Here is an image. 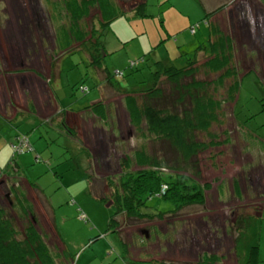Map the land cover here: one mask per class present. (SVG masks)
<instances>
[{
    "label": "rangeland",
    "instance_id": "374dc122",
    "mask_svg": "<svg viewBox=\"0 0 264 264\" xmlns=\"http://www.w3.org/2000/svg\"><path fill=\"white\" fill-rule=\"evenodd\" d=\"M69 1L31 0L29 3V0H0V27L7 33V27H16L17 31L13 32V36H16L18 40L25 36L24 44L27 47L33 45V42L37 45L38 42L43 41L50 55L54 52L52 47L55 44L62 48H76L71 56L66 57L63 69H59V79L54 78L51 87L59 95L60 100L65 102V106L68 107L76 101L75 110L77 111L81 110L82 105L80 104H85L89 98H94L97 94L95 89L87 93L88 95L84 94L80 88L85 87L90 90L96 86L97 81L99 83V80L94 70L89 69L85 50L77 47V45L84 44L76 42L73 33V38L65 37V30L72 23V16L67 7ZM175 3L186 11L180 0H173L172 4ZM132 5L129 4V7ZM169 6L170 3L160 5L158 0H148L147 14L149 16L119 18L113 23L111 33L107 31L103 39H94L99 42L96 48L100 50L102 41L108 44L110 55L108 56V52L103 50L105 56L103 68L107 74L110 73L117 77L116 72H122L128 75L133 72L132 63H137L140 69L136 72L138 80L140 78L143 80L152 77L149 69H155L156 60L162 61L165 66H185L183 59L179 58L180 50H190L191 47L184 43V34L190 42L194 38L192 36L194 33L189 29L180 35L170 34V30L175 31L176 28L171 19ZM166 8L167 20L161 22L157 17ZM95 12L96 10L93 11ZM17 21L22 25L29 24L31 27L28 30L22 26L20 28L14 24ZM230 22L226 23V27L228 31L233 32L230 27L232 22ZM200 25L206 27L204 22H199L193 27L197 30ZM58 26L61 27L57 28ZM247 27L252 28L250 25ZM55 28L65 30H62L54 44L48 34L54 36ZM35 29H40V31L37 30L39 33H36ZM236 29V34L240 35V29ZM19 30L24 32L23 37L18 34ZM30 31L33 38L29 34ZM44 33H46L45 36ZM198 38L202 40L203 36L199 35ZM86 39L87 37L84 38L85 41ZM87 43L86 49H90V45L94 42L88 40ZM255 43L254 45L250 43L251 46L248 42L246 43L245 50L241 49L242 56L239 55V60H242L246 53L252 57V62L249 64L252 66V63H255L254 67L259 70L261 82H258L254 74L247 76L244 80L238 105V120L233 110L234 102L227 94L232 82L226 80L218 93L212 91L214 90L213 85L209 88L212 96L222 101L223 104L217 111V122L208 132L198 134L199 141L218 143L211 148L201 150L197 157L198 170L201 172L198 182L202 186L207 182L210 184V189L205 193V205L193 206L178 214L166 216L163 220L156 219L152 222L129 219L125 214L117 216L120 223L119 229L123 230L127 241L132 242L129 244L130 256L132 258L144 256V261H134L124 254L123 235L121 236L118 232V227L111 228L110 222L114 215L112 206L108 205L109 203L104 205L90 194V181L86 173L91 170L94 172L95 161L84 163L86 154L80 153L78 144L74 138L70 137L71 133L68 128L62 127L57 120L49 124V127H44L42 124L34 127L29 123H23L20 125L22 129L16 128V131H21L29 137L34 150L18 154L13 162L14 152L1 149L0 146V158L4 157L0 170L10 171L9 175H0V203L12 221V227L16 231L15 238L18 241L25 240V227L29 225V222H33V216L23 221L20 220V214H16L17 212L13 209L14 205H18L13 188L19 185L21 201L26 198L30 203L32 213L37 220L35 227L49 245L58 264H60L59 257L54 250L56 248L61 250L62 247L59 244L58 247V241H54L52 237L51 222L49 223L52 218L55 220L57 230L67 249L74 255L76 264H202L203 256L217 257L219 264H240L243 262L244 253H236L235 243L239 234L233 226L238 216H254L259 220L254 224H259L257 230L259 232L260 264H264V92L262 91L264 90V59L261 57L263 61V66H261L260 55L257 51L258 47L261 50V43L259 41ZM142 59L145 61L141 62ZM221 80L217 74L208 77L210 84L214 85ZM63 81L64 85L61 86ZM118 83L123 86L127 81L126 79L118 80ZM134 83L129 81L128 85ZM143 86L145 84L141 85V89ZM34 87L39 99V111H46L44 90L36 85ZM98 91L101 93L100 89ZM90 94H92L91 97H89ZM110 96L114 95L110 94ZM113 102L118 104L116 100ZM138 103L140 104L141 101L138 100ZM122 104L123 112L117 106V112H114L112 121L104 122L100 118L94 119L98 122V126L108 124L107 129L110 132L106 138L102 137L101 129L93 131L92 120L83 117V120L86 119L89 124L83 120L76 121V128L82 137V141L79 140L80 145H85L87 150L91 147L96 149L95 157L98 158L96 160L101 161L100 173L102 175L112 172L107 178L109 182H96L94 187L98 192L107 187V193L114 194L115 188L118 187L117 176L121 173L118 169L121 170V167L118 165L115 147L129 154L143 149L149 155L154 152L151 142L148 143L147 132L142 131L143 125L141 128L136 127L135 123L128 121L124 109L125 104ZM196 109L188 102L183 110H191L193 116L199 117L201 113ZM31 119L33 118L27 117L28 121ZM196 120L198 121L197 118ZM48 129L49 132H47ZM84 131L87 132L89 142H87ZM103 153L104 158H102ZM158 156H160L158 158H164L163 155ZM165 161L171 164L174 162V160L167 161V159ZM182 172L192 174L193 169ZM23 179L34 183L43 191L49 204L42 195L39 196L40 198L34 197ZM234 181H237L240 186L241 199L232 195ZM221 184H223V199L217 196V187ZM110 204L114 203L110 201ZM174 209V204L170 200L154 197L147 201L146 208L142 211L146 213L168 212ZM83 217L88 221H83ZM142 228L146 230L143 231ZM133 238H135V243ZM254 242L253 239L252 243Z\"/></svg>",
    "mask_w": 264,
    "mask_h": 264
},
{
    "label": "trees",
    "instance_id": "16d2710c",
    "mask_svg": "<svg viewBox=\"0 0 264 264\" xmlns=\"http://www.w3.org/2000/svg\"><path fill=\"white\" fill-rule=\"evenodd\" d=\"M69 3L67 7L69 14L72 16V23L67 30H73L71 27H76L79 23V19L76 18V7H79V5L76 0H70ZM80 4L85 9H89L92 6L89 2H84V0ZM135 8L142 15L147 13L145 1ZM147 16L149 15L145 14L144 17ZM114 17L104 22V24H107L109 27L110 21ZM72 33L74 35V32L69 31L67 36L73 38ZM104 36L105 34H102V37ZM74 38H76V42L85 44L84 46L87 48L88 43L84 38L75 35ZM96 38L103 39L100 36H96L92 40ZM103 43L102 41L101 48L104 46ZM98 44L99 42L95 40L90 45V51H92L91 60L95 66L100 65L103 60L100 48H96ZM202 47H204L202 44H198L192 53L185 55L186 64L183 67L165 66L164 63L156 64L155 69H149L151 70L149 74L152 77L146 81L142 80L140 84L132 88L131 93L138 96L141 104L140 106L132 105L133 109L130 111L131 120L136 124V127L141 128L143 125L142 131L147 132L148 143L149 141L151 142L154 154L149 155L144 149L136 150L133 154L121 151L124 153V156L120 158L121 173L117 176V182L119 183L118 187L115 188L116 192L114 194L109 193V195L107 187L101 191L102 194L95 190L94 186H96V182L101 181L105 183V181L109 182V179L96 177L92 170L87 176V179L90 181V194L104 205L109 203L108 205L112 206L114 210V215L110 222L111 228L118 227V232L121 233V236L123 235V252L126 256L130 257L129 249L131 247L129 244H132V242H128L123 230L119 229L118 215L125 214L129 219L152 222L156 221V219L163 220L166 216L178 214L184 209L193 206L205 205V193L210 189V184L207 182L202 186L198 182L201 172L198 170L199 163L197 157L201 150L211 148L218 143L199 141L198 134L199 132H208L213 124L217 122V111L223 104L222 101L220 102L218 101L219 99L212 96L213 94L209 89L212 85L214 87L212 91L218 93L226 80L232 82L227 94H229L230 100L234 102L233 110L238 120L239 115L237 113L239 112L240 92L245 76L240 78V71L235 67L233 69L230 68L229 62H216L212 59L206 60L204 57L207 58L209 54ZM202 60L205 62L201 63ZM144 61L145 59L141 60V62ZM131 67L133 68V72L138 74L136 72L140 69L137 63H133ZM220 73L219 80H222L218 81L219 83L216 85L210 84L211 82L208 81V77ZM123 77L127 78L124 74L119 78ZM162 77L165 79L163 80ZM142 84H145V86L141 89ZM262 91L264 92V90ZM132 99L134 102H137L136 98ZM188 102L201 113L199 117L193 116L191 110H183ZM195 118L198 121H195ZM200 123L202 124L200 125ZM70 133L75 140L78 139L74 132ZM20 139H26L29 142V147L25 148L21 154L34 150L29 137L23 133H18L11 148ZM12 151L14 152L13 148ZM156 151L157 153H155ZM80 153L85 154L87 151L82 149ZM157 154L163 155L167 161L174 160V162L172 164L168 162V164L164 158H158L160 156ZM15 160L16 158L13 155L12 162ZM132 168L133 170H131ZM190 169H193L192 174L191 172H182L183 170ZM171 170L174 172H170ZM9 172L0 170V175H9ZM25 182L34 197L40 198L39 196L42 195L49 204L43 191L37 188L34 183H30L27 180ZM18 186L16 185L13 188L18 201V205H12L13 209L17 212L16 214H20L19 219L22 221L29 216H33L32 220L34 224L32 221L28 223L29 225L25 227V240L18 241L15 238L16 231L12 227V221L0 203V264H58L49 245L43 240L42 235L35 227L37 220L32 213L33 210L30 208V203L26 198H23L25 202L21 201L22 196H20ZM233 187L237 198L241 199L237 181H234ZM219 189L223 192V184L219 186ZM40 192L41 194H39ZM154 197L170 200L174 204L175 209L168 212H143L142 210L146 208L147 201ZM110 201L114 204H110ZM25 205H28L26 206L27 208ZM82 220L88 221L85 217ZM257 221L259 220L254 216H238L233 224L234 230L239 234L235 243L236 253H244L243 262L240 264H260L261 262L258 244L259 232L257 230L259 224H254ZM49 223L54 241H58L57 246L61 245L62 247L61 250H58V248H56L58 251L54 250L58 254L60 264L67 262L76 264L74 255L69 252L57 230L55 220L52 218L51 221L49 220ZM142 230L146 229L142 228ZM253 239L255 240L254 243H252ZM133 240L135 243V238ZM205 262L208 264H219V258L203 256L202 264Z\"/></svg>",
    "mask_w": 264,
    "mask_h": 264
},
{
    "label": "crops",
    "instance_id": "0c3cea01",
    "mask_svg": "<svg viewBox=\"0 0 264 264\" xmlns=\"http://www.w3.org/2000/svg\"><path fill=\"white\" fill-rule=\"evenodd\" d=\"M29 1V3H31V0ZM144 1L148 7V0H84V2H89V4L92 5L89 9H85L84 6L80 4L83 0H76L79 5V7H76V18L79 19V23L76 27H71V29L74 30L75 36H80L81 38L87 37L86 42L88 40L94 42L95 40H92L93 37L100 36L103 38L102 34L106 35L108 32L111 33L112 25H114L113 23L119 18L125 17L128 19L132 16L144 17L145 14L149 15L147 13L142 15V13L138 12L135 8ZM158 1L160 5H167L170 3L168 8L170 9L171 19L176 28L175 31L170 30V34L177 33V35H180V33L186 32L189 29L191 30V28L199 22H204L206 24V27L200 25L199 29L192 35L194 38L190 42L184 34V43L191 48L190 50H180L179 48L181 52L179 58L183 59V63L186 64L185 55L192 53L194 51H192V49H195L198 44H202L204 46L202 48L209 54V58L204 57L206 60L212 59L216 62H229L230 68H240V70L238 69L240 71V78L245 76L246 79L247 76L254 74L258 78V82H261L259 70H256L254 67L255 63H252V66L249 64L252 62V57L246 55V51V54L243 56L244 58H241L242 60H239V55L242 56L241 49L245 50L244 47H246L247 42L249 45L250 43L254 45L256 44L255 42L259 41V43H261V50H259L258 47L257 51L260 55L259 60L262 64L261 66H263L261 57L264 59V0H180L181 3L184 4L186 11L179 8L177 3H175L176 5L172 4L173 0ZM129 4H133L132 7H129ZM94 10H96L95 13H93ZM166 10L167 8L157 17L159 20H167ZM113 16L115 17L110 21V26L108 27L104 22L110 20ZM234 18L236 20H233ZM229 21L232 22H230V27L233 29V32L228 31L226 27V23ZM14 24H16V26L18 25L20 28L21 26L24 27L25 30L31 27L29 24L22 25L19 21ZM249 25L252 26V28L247 27ZM60 27L61 26H58L57 28ZM236 28L240 29V35L236 34ZM7 30L8 33L5 32V29L3 30L0 27L1 149L12 151L11 145L15 141V137L18 133L21 132L15 129H22L20 125L23 123H29L34 127L40 126V124L44 127H49V124L57 120V122L62 124V127L66 126L70 132H74L79 138L76 140L79 151L82 152V149L87 151V153H85L86 158L84 159V163L88 164L91 163L92 160L95 161V173L92 171L94 175L98 178L110 177L112 172L108 174L104 173L103 175L100 173L101 161L96 160L98 159L95 157L97 155L96 149L91 147L87 150L85 145H80L79 140L81 139L82 141V137L76 128V121H82L83 117L87 118V120H92L93 123L91 127L93 131L95 132L97 129H101L102 137L106 138L110 132L109 129H107L108 124L98 126V122L94 121V119L100 118L104 122L112 121L114 112H117V106L122 111V103H124L126 117H128V121H130V111L133 109L132 105L140 106L141 104L138 103V100H140L138 96L133 95L131 91L132 88H135L142 82V80H140L141 78L138 80V75L132 72L125 75L128 77L132 74V76L126 78L127 83L121 86L118 80H125L124 77L119 79V77H114L112 74H107L104 71L103 63L105 56L103 50L108 52V56L110 55L107 42L103 41L104 46L100 50L103 60L98 66L92 64V51H90V49L85 50V44L77 45L78 48H83L85 50L86 62L89 64L90 71L94 70L99 83L97 81L96 86L87 91L89 94L92 89H95L97 93L96 96L94 98H89L85 104L79 103L82 105L81 110L76 111V101H73L68 107L65 106V102L60 100L59 95L55 93L51 87L53 79L56 77L59 79V69H63L66 57L71 56L73 52L76 51V48H62L55 44L58 36H60L62 30L65 29L58 30L55 28L54 36L50 33L48 34L51 42L55 44L52 47V51L54 52L51 55L47 51L48 49L43 41L38 42L37 45L33 42V45L27 47L24 44L26 40L25 36L21 40L13 36V32L17 31L16 27L11 28L10 26L7 27ZM37 30L40 31V29H35V32L39 33ZM261 30L263 31V35L261 34ZM69 31L70 30H65V32H67L65 37H68ZM18 34H21L23 37L24 32L19 30ZM29 34L31 38H33L31 31ZM43 35L45 36L46 33ZM199 35L203 36L202 40H199ZM203 62L205 61L202 60L201 63ZM160 63L162 64L163 62L159 60L155 61V65ZM242 72L243 74H241ZM220 74H217V76H220ZM143 77H145V75ZM162 79L164 80L165 78L162 77ZM146 80V78L143 79V81ZM129 81L135 83L128 85ZM34 85L44 90L45 95L43 97L46 103V111H39V99ZM62 85H64V81L61 83V86ZM99 89L101 93H99ZM110 94L114 96L112 97ZM91 96L92 94L89 95V97ZM132 98H136L137 102H134ZM114 100L118 101L117 105L114 104ZM27 117L33 119L28 121ZM83 122H86V119L83 120ZM131 122L133 123L132 120ZM86 124H89V121L86 122ZM5 131L7 132L6 134ZM47 132H49V129ZM84 135L87 138V142H89L87 132L84 131ZM70 137L74 138L72 135H70ZM114 150L117 151L116 156H118V165L120 166V158L124 156V153L121 152L123 150L117 147H115ZM104 157L105 154L103 153L102 158ZM3 161L4 157L0 158V165ZM118 170L121 172L120 169ZM90 172L91 171H88L86 176H88ZM217 191L218 198L223 199L219 187H217ZM232 195L236 196L234 188ZM143 257L144 256H142L141 259L132 258L130 256L129 259L141 262L144 261Z\"/></svg>",
    "mask_w": 264,
    "mask_h": 264
},
{
    "label": "built area",
    "instance_id": "2783aa9c",
    "mask_svg": "<svg viewBox=\"0 0 264 264\" xmlns=\"http://www.w3.org/2000/svg\"><path fill=\"white\" fill-rule=\"evenodd\" d=\"M191 30H192L193 33H195L196 27H192ZM132 65H133V63H132ZM116 75H117V77H122L123 73L122 72L121 73L120 72H116ZM80 89H81V91L83 93H86L88 91V88H85V87H81ZM28 147H29L28 140L20 139L18 141V143L13 146V150H14L15 154H21L25 150V148H28Z\"/></svg>",
    "mask_w": 264,
    "mask_h": 264
},
{
    "label": "clouds",
    "instance_id": "9594fccd",
    "mask_svg": "<svg viewBox=\"0 0 264 264\" xmlns=\"http://www.w3.org/2000/svg\"><path fill=\"white\" fill-rule=\"evenodd\" d=\"M117 76V75H116ZM13 148V147H12ZM14 156L16 157V154L14 153Z\"/></svg>",
    "mask_w": 264,
    "mask_h": 264
},
{
    "label": "water",
    "instance_id": "95a60500",
    "mask_svg": "<svg viewBox=\"0 0 264 264\" xmlns=\"http://www.w3.org/2000/svg\"><path fill=\"white\" fill-rule=\"evenodd\" d=\"M261 34L263 35V31L261 30Z\"/></svg>",
    "mask_w": 264,
    "mask_h": 264
},
{
    "label": "flooded vegetation",
    "instance_id": "af4514ba",
    "mask_svg": "<svg viewBox=\"0 0 264 264\" xmlns=\"http://www.w3.org/2000/svg\"><path fill=\"white\" fill-rule=\"evenodd\" d=\"M14 172H17V171H14ZM10 173V172H9Z\"/></svg>",
    "mask_w": 264,
    "mask_h": 264
}]
</instances>
